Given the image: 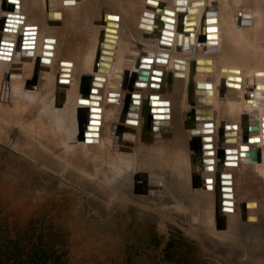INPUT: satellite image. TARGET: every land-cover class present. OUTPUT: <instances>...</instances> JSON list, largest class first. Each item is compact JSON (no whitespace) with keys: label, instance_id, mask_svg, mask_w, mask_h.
<instances>
[{"label":"bare ground","instance_id":"obj_1","mask_svg":"<svg viewBox=\"0 0 264 264\" xmlns=\"http://www.w3.org/2000/svg\"><path fill=\"white\" fill-rule=\"evenodd\" d=\"M11 1L0 0V42L10 41L14 44L8 52L10 58L0 57V65H4V70L0 68L2 92L7 94H1V98L8 100V107H5L11 110L12 116L29 110L36 113V121L32 119L36 124L49 119L51 114L49 120L52 124L42 123L44 128L56 126L61 131L37 135L40 141L47 146L52 142L60 143L64 137L67 139L64 131L76 125L82 140L88 138L84 135L88 133L91 140L93 137L100 141L108 109L110 115L106 119L111 120L110 125H107L110 131L115 128L116 121L121 120L124 128L134 130L139 139L144 140L141 171L151 180L150 185L156 186L155 190L158 184L160 186L163 165H167L168 159L172 172L175 161H179L176 173L179 184L185 189L183 177L187 166L183 163L188 151V160L195 165L194 169L197 166L212 168L219 174L230 175L229 199L222 198L224 193L218 192L221 181L213 180L214 203L221 200L232 203V213L217 214L214 211L221 218L222 227L225 226L226 218L235 213L236 179L233 174L237 172L241 176L243 188L240 191L246 201L244 206L248 208V181L257 176L264 182V0H221V4L216 0H185L186 4L180 7L176 5V0ZM157 3L164 6L159 12ZM103 4L109 9L97 15L98 8ZM163 10L173 13V16H168L173 21L169 29L173 36L167 51L159 49L158 39L154 36L156 31L152 28L156 23H151L152 19L163 15ZM68 11L74 12L70 20L65 16ZM57 12L59 14L55 15ZM8 13L23 15V26H36V35L25 40L24 37L18 38V35L3 32V19ZM219 13L226 14V18L223 16L221 19ZM19 28L21 33L23 28ZM143 34L152 36L154 41L148 38L141 42ZM18 40H34L31 53H21ZM45 40H53L54 43H45ZM108 40L113 41L112 44ZM99 42H105L110 48H103L109 54H102L105 59L97 61L95 56ZM44 46H50L51 49ZM139 51L143 57L136 61L134 54ZM214 52H220V55ZM157 53L167 56L166 65L156 63ZM174 60L182 62L183 69L173 68ZM95 62H101V72L94 73ZM140 64L150 65V73L152 70L161 73L160 83L130 78L129 73L136 72ZM87 72L89 76L104 80H93L95 84L90 85L89 79H84ZM258 73L263 76H258ZM114 75L121 78H114ZM32 77L38 80L37 91L34 94L22 92L20 87L23 88L24 81ZM110 84L113 87H109ZM64 89L67 92L63 104ZM132 94L138 97L133 98ZM35 100L39 108L34 109L33 106L31 110L29 107ZM133 106H136L134 110H129ZM219 108L222 110L215 112ZM4 110L0 107L1 125L19 123ZM115 111L118 112V119H115ZM209 111L211 114H207ZM229 116L231 122H227ZM220 119L228 120L223 122ZM36 124L34 126L38 128ZM244 124L258 126L259 130L244 132ZM154 127L162 131L161 138L145 139V133H151ZM232 132L235 135L231 136ZM244 137H258L259 142L246 144L243 142ZM230 138H234L235 143L229 142ZM241 145L247 146V153L239 152ZM261 146L263 152L258 149ZM225 149L238 151L236 166H224L222 152ZM208 152L211 154L207 155ZM203 160H210L213 164L202 163ZM132 166L126 164L122 167L124 169L116 166L111 172L105 167L98 172L101 174L99 177L117 184L128 177ZM160 190L163 194L164 191ZM192 207L195 208V204Z\"/></svg>","mask_w":264,"mask_h":264},{"label":"rangeland","instance_id":"obj_2","mask_svg":"<svg viewBox=\"0 0 264 264\" xmlns=\"http://www.w3.org/2000/svg\"><path fill=\"white\" fill-rule=\"evenodd\" d=\"M216 2L221 4V0ZM108 9L101 5L97 15ZM73 14L66 12V19L70 20ZM219 14L221 19L226 18V14ZM26 38L33 36L23 39ZM20 50L23 54L31 53ZM142 55L141 51L136 52V61ZM0 68L4 70V65ZM1 84L2 75L0 104L6 103L0 107L12 116L6 108L8 100L1 98V94L7 95ZM37 87L38 80L32 77L24 81L20 90L34 94ZM63 91L64 104L67 91ZM33 106L39 108L37 100L29 108ZM106 110L100 141L89 136L82 140L76 125L64 131L67 139L47 146L37 137L61 130L56 126L44 128L42 123L51 126V114L49 119L34 123L36 113L30 110L12 116L18 124H0V264H264V182L257 176L248 181L247 208L240 191V172L233 174L235 213L226 218L221 229L214 219L213 180L217 171L198 166L194 169L187 151L183 163L187 166L183 177L185 189L176 173L179 161H175L172 172L168 159L159 179L161 187L158 184L155 190L156 186L150 185L151 180L141 171L144 140L134 130L124 128L121 120L110 131L107 125L111 120L106 119L110 113ZM228 118L229 121H220L231 122ZM161 136L162 131L154 127L144 138ZM262 148L258 147L263 152ZM126 164L132 166V171L120 183L99 177L100 169L106 167L109 172L116 166L124 169Z\"/></svg>","mask_w":264,"mask_h":264},{"label":"water","instance_id":"obj_3","mask_svg":"<svg viewBox=\"0 0 264 264\" xmlns=\"http://www.w3.org/2000/svg\"><path fill=\"white\" fill-rule=\"evenodd\" d=\"M4 1V0H2ZM17 1V0H16ZM7 2H12L11 0H7ZM186 3H185V0H176V5L178 7L180 6H184ZM159 5V9H157V11H161L160 8L164 7L163 4L161 3H157L156 6ZM3 10H6L4 7L2 8ZM56 14H59L58 12L55 13ZM48 15H50V13H48ZM173 16V13L172 12H169L167 10H163V15L162 16H159L157 17L156 20L152 19V22L151 23H156V25H153L152 28L156 31L154 36L156 39H158V47L159 49L161 50H169V47H170V44H171V40H172V36L173 34L171 33V31H169L170 28H172V23L173 21L169 18V17ZM107 17V16H106ZM105 19V18H104ZM108 19V18H107ZM105 21V20H104ZM159 22V23H158ZM24 24V16L23 15H20V14H6V18L3 19V32H9V33H12L14 36L18 35V38H23V37H28V36H35L36 35V31H37V27L36 26H23ZM23 28V31L20 33V28ZM152 37V36H151ZM150 36H146V34H143L141 36V39L140 41L143 42L144 40L150 38L152 39ZM105 41H107L105 39ZM152 41H154V39H152ZM45 43H49V44H53V40H45L44 41ZM108 42H110V44H112L113 41L111 40H108ZM18 44H20V48L22 50H33L34 48V44H35V41L34 40H30V41H25V40H18ZM13 43L10 42V41H1L0 42V57L3 56H6L8 57V52H10L13 48ZM162 46V47H161ZM44 48H49L51 49L50 46L46 47L44 46ZM103 48H110L108 46H106V43L104 42H99L98 46H97V53H96V56H95V59L98 61V60H104L105 56L103 57L102 54H109L107 53V51L103 50ZM11 56V55H10ZM10 56L8 58H10ZM156 63H159V64H163V65H166L167 64V56L164 55V54H160V53H157L156 55ZM2 60V59H0ZM101 66V62H95L94 63V67H95V71L94 73H97V72H101V69L99 68ZM150 65H143V64H140L138 66V70L136 72H130L129 73V77L130 78H134L133 80L134 81H142V82H151V83H160L161 81V73H159L157 70H152L151 73L149 72V69H150ZM173 68H177L179 70L183 69V64L182 62L180 61H176L174 60L173 61ZM122 71V70H121ZM174 76V75H173ZM258 76H263L262 73H258ZM114 78H118L120 79L121 77L118 75V76H113ZM170 77V76H169ZM168 77V78H169ZM87 78L89 79L90 81V85H94L95 83H93V80H98V81H103L104 79L102 78H97V77H93V76H89V75H85L84 76V79ZM109 87H113L111 84L109 85ZM151 87H154V85H151ZM63 93V91H62ZM131 97L133 98H136L138 97V95L136 94H132ZM83 98V97H82ZM152 97H150L151 99ZM153 99V98H152ZM210 101V100H209ZM136 106H133L131 108H129V110H134ZM207 114H211V111L207 112ZM209 127V126H208ZM242 130L244 132H250V131H258L259 128L258 126H248V124H244L242 125ZM208 132H211L210 130H208ZM220 133V132H219ZM85 136H89L88 133H85L84 134ZM231 136L235 135L233 132L230 133ZM219 136V135H218ZM81 137V135H80ZM82 138V137H81ZM207 140L209 141L210 139L207 138ZM229 142H233L235 143V140L234 138H230L229 139ZM243 142L246 144H251L253 142H259V139L258 137H255V138H246L244 137V140ZM239 152L240 153H247L248 151V148L247 146H240L238 148ZM237 150L236 149H225L223 150V154H224V158H223V164L224 166H236V154H237ZM211 153H207V155H210ZM202 163H206V164H213L210 160H203ZM219 172L216 173L215 175V179L216 180H220V185H222L220 187V189L218 190L221 191L222 193H224L222 195V198H225V199H229L231 198V189L228 187L229 185H231V181H230V175L229 174H219ZM215 212L217 214H219L220 212H230L232 213V203L231 202H227L225 200H221L220 202L218 201V203L216 202L215 204ZM217 214H214V219L217 223V227L221 228V229H224V227H222L220 225V217L217 216Z\"/></svg>","mask_w":264,"mask_h":264}]
</instances>
